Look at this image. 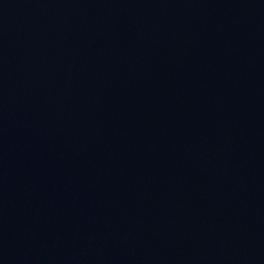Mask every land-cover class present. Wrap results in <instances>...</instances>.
I'll return each instance as SVG.
<instances>
[{
    "label": "water",
    "instance_id": "95a60500",
    "mask_svg": "<svg viewBox=\"0 0 264 264\" xmlns=\"http://www.w3.org/2000/svg\"><path fill=\"white\" fill-rule=\"evenodd\" d=\"M0 264H264V0H0Z\"/></svg>",
    "mask_w": 264,
    "mask_h": 264
}]
</instances>
